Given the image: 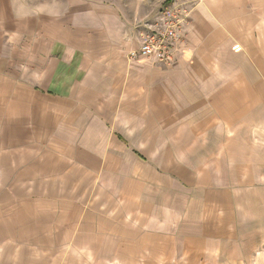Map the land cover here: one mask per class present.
Instances as JSON below:
<instances>
[{"label": "crops", "instance_id": "crops-1", "mask_svg": "<svg viewBox=\"0 0 264 264\" xmlns=\"http://www.w3.org/2000/svg\"><path fill=\"white\" fill-rule=\"evenodd\" d=\"M163 1L0 0V264H146L166 239L175 259L207 260L210 236L179 240L176 211L146 198L190 160L168 150L209 97L194 82L225 81L196 56L231 42L263 76L264 0H201L173 67L128 55Z\"/></svg>", "mask_w": 264, "mask_h": 264}, {"label": "rangeland", "instance_id": "rangeland-1", "mask_svg": "<svg viewBox=\"0 0 264 264\" xmlns=\"http://www.w3.org/2000/svg\"><path fill=\"white\" fill-rule=\"evenodd\" d=\"M228 44L196 56L199 63L206 58L217 63L225 81L217 82L212 72L204 82L197 79L194 96L205 98L209 91V97L195 99L194 115L180 118L178 132H171L179 145L168 152L190 158L179 160L184 173L178 187L163 189L155 208L146 198L147 207L162 219L176 211L170 223L177 226L179 240L198 232L210 236L207 260L175 259L172 239H166L161 259L146 264H264V74L253 77L242 55ZM232 76L257 84L241 85V92L234 93L239 85L232 84Z\"/></svg>", "mask_w": 264, "mask_h": 264}, {"label": "built area", "instance_id": "built-area-1", "mask_svg": "<svg viewBox=\"0 0 264 264\" xmlns=\"http://www.w3.org/2000/svg\"><path fill=\"white\" fill-rule=\"evenodd\" d=\"M200 0H164L145 21L138 46L130 49L132 59L149 58L171 66L177 62L193 12Z\"/></svg>", "mask_w": 264, "mask_h": 264}]
</instances>
